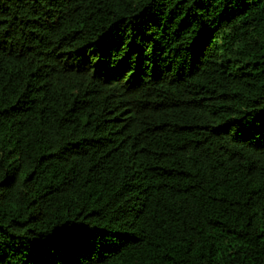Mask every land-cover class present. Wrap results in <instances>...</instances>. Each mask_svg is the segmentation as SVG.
Masks as SVG:
<instances>
[{
    "label": "trees",
    "instance_id": "1",
    "mask_svg": "<svg viewBox=\"0 0 264 264\" xmlns=\"http://www.w3.org/2000/svg\"><path fill=\"white\" fill-rule=\"evenodd\" d=\"M0 264H264V0H0Z\"/></svg>",
    "mask_w": 264,
    "mask_h": 264
}]
</instances>
